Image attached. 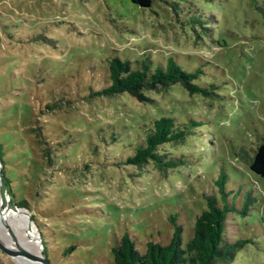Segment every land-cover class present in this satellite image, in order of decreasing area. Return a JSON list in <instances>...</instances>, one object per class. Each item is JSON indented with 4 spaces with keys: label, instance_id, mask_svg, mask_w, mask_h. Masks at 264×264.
I'll use <instances>...</instances> for the list:
<instances>
[{
    "label": "rangeland",
    "instance_id": "rangeland-1",
    "mask_svg": "<svg viewBox=\"0 0 264 264\" xmlns=\"http://www.w3.org/2000/svg\"><path fill=\"white\" fill-rule=\"evenodd\" d=\"M191 2L200 22H179L161 0H0V169L13 197L25 198L29 207L19 206L51 263L111 264L124 231L141 248L165 243L170 214L185 242L206 207L203 193L225 201L214 181L222 170L235 206L225 240L247 241L216 262L264 264V179L248 165L264 136V0ZM114 55L134 67L171 56L200 67L195 81L213 83V92L175 82L146 90L144 100L92 94ZM162 114L188 127L182 140L160 145L183 163L162 174L152 162H123ZM0 264L19 263L0 251Z\"/></svg>",
    "mask_w": 264,
    "mask_h": 264
},
{
    "label": "trees",
    "instance_id": "trees-1",
    "mask_svg": "<svg viewBox=\"0 0 264 264\" xmlns=\"http://www.w3.org/2000/svg\"><path fill=\"white\" fill-rule=\"evenodd\" d=\"M139 6H150L153 0H131ZM164 1L174 17L179 22L199 21L201 10L194 9L191 0H161ZM185 1V2H183ZM201 72L200 67L193 70L183 68L173 57L168 56L164 61L152 65V60L143 58L134 67L129 59H122L114 55L108 59L106 83L99 89L91 91L92 94H112L126 91L139 100L149 99L146 90L162 89L178 82L189 93L201 92L208 95L213 92V83L202 85L195 81ZM197 124L198 121L191 120ZM187 126L178 120L175 115H159L145 125L140 142L132 153L127 154L123 160L138 167L152 162L158 171L166 173L169 168L183 163L177 153L160 148L168 142H178L188 132ZM1 150V143H0ZM1 159V158H0ZM249 168L264 179V136L254 148L253 155L248 160ZM4 169V168H3ZM2 169L7 189L18 205H26L25 198L16 199L10 186V179ZM220 196L225 201L221 204L214 193H203L206 207L195 215L191 236L183 242L182 226L172 214L169 219L173 229L167 242L161 243L148 239L144 248L137 245L132 234L124 231L115 238L110 250L111 264H218L216 259H231L234 250L243 245L247 239L225 240V218L228 210L234 209L232 202L228 201L231 190L226 189L227 174L219 171L215 178ZM264 219V197H263ZM248 205L238 207L241 214H246ZM33 217V216H32ZM70 248V247H69ZM45 252V248H44ZM46 254V252H45Z\"/></svg>",
    "mask_w": 264,
    "mask_h": 264
},
{
    "label": "bare ground",
    "instance_id": "bare-ground-1",
    "mask_svg": "<svg viewBox=\"0 0 264 264\" xmlns=\"http://www.w3.org/2000/svg\"><path fill=\"white\" fill-rule=\"evenodd\" d=\"M28 211L20 207H13L8 202L2 201L0 192V241L7 247H14L8 229L3 225L7 224L10 229L16 234L20 246L30 253H39V237L33 223L28 222ZM19 226H24L26 234L22 233ZM16 261L19 264H38L36 262L18 258Z\"/></svg>",
    "mask_w": 264,
    "mask_h": 264
},
{
    "label": "water",
    "instance_id": "water-1",
    "mask_svg": "<svg viewBox=\"0 0 264 264\" xmlns=\"http://www.w3.org/2000/svg\"><path fill=\"white\" fill-rule=\"evenodd\" d=\"M0 192H1L3 202H8L15 208L20 207L14 201H12L10 193L7 189V185H6L5 180L3 178V174H2L1 169H0ZM27 216H28V222L32 223V218L30 217L29 212L27 213ZM3 225L8 229V233L10 235V238H11V241H12L14 247H11V248L7 247L0 241V251L1 252H4L5 254L9 255L10 257L14 258L15 260L18 258H23V259H27V260L36 262L38 264H53L48 260L46 254L42 248L41 241H39V244H40L39 253H36V254L30 253L20 246L16 234L10 229V227L7 224H5L4 222H3Z\"/></svg>",
    "mask_w": 264,
    "mask_h": 264
}]
</instances>
